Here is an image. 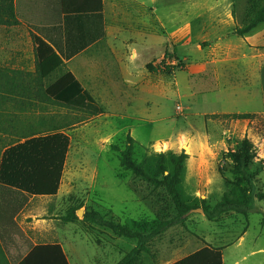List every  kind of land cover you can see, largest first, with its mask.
Wrapping results in <instances>:
<instances>
[{
	"label": "rangeland",
	"instance_id": "374dc122",
	"mask_svg": "<svg viewBox=\"0 0 264 264\" xmlns=\"http://www.w3.org/2000/svg\"><path fill=\"white\" fill-rule=\"evenodd\" d=\"M261 1L107 0V35L101 57L89 67L111 69L108 87L97 76L81 79L103 112L47 106L16 119L20 131L66 126L69 137L57 194L34 198L18 217L34 242L60 241L69 264H170L201 248L200 240L221 249L222 264H264V199L252 197L247 216L227 212L214 221L194 208L136 256V239L83 221L85 211H94L143 234L158 223L136 197L131 172L121 167L128 138L133 159L151 176L159 154L188 155L178 193L195 207L202 199L210 207L220 200L226 181L234 179L227 170L219 174L221 156L247 138L256 150L251 192H264V93L254 52L234 34ZM165 53L175 56L165 64L178 66L170 77L150 76L146 65ZM166 166L172 171L168 157ZM24 253L6 250L10 264ZM0 264H8L1 250Z\"/></svg>",
	"mask_w": 264,
	"mask_h": 264
},
{
	"label": "trees",
	"instance_id": "16d2710c",
	"mask_svg": "<svg viewBox=\"0 0 264 264\" xmlns=\"http://www.w3.org/2000/svg\"><path fill=\"white\" fill-rule=\"evenodd\" d=\"M13 12V0H0V25L14 24ZM259 23H264V0L251 12L245 24L235 28L234 34L242 37ZM32 41L34 72L0 68V250L8 264L2 243L9 241L13 234L21 236L22 232L13 219L22 206L21 201L28 197L57 194L69 149V137L62 130L66 126L52 127L45 131H20L15 125L16 119L36 108L46 110L47 106L91 115L103 112L96 99L65 69L64 59L38 37L32 35ZM166 60L172 63L175 56L165 53L158 63H148L146 71L150 76L163 74L170 77L172 69L178 65H166ZM41 66L46 68L47 73H42ZM250 116L232 115L235 119ZM127 140L121 152V167L131 172L136 197L149 206L158 223L151 231L143 234L108 221L94 211H85L83 221L107 228L114 236L136 239L137 246L131 252L132 255L146 251V244L151 239L182 222L184 216L194 208H200L206 220L214 221L227 212L247 216L251 210L252 197L258 201L264 199V192H251V165L256 150L247 138L238 140L234 149L222 154L218 172L224 177L227 170L234 179L226 181L229 188L212 207L204 199L195 207L180 198L178 186L188 158L184 151L179 154H159L154 163L156 174L151 176L144 170L143 163L133 159V141L131 138ZM166 157L172 171L167 169ZM200 242L201 248L170 264H222L221 249L203 240ZM13 264L69 262L60 244L52 242L31 246Z\"/></svg>",
	"mask_w": 264,
	"mask_h": 264
},
{
	"label": "crops",
	"instance_id": "0c3cea01",
	"mask_svg": "<svg viewBox=\"0 0 264 264\" xmlns=\"http://www.w3.org/2000/svg\"><path fill=\"white\" fill-rule=\"evenodd\" d=\"M13 11L16 22L0 25V68L34 72V35L64 59L65 68L92 96L81 79L89 82L97 76L96 82L107 89L106 76L111 69L101 67L94 71L89 67L101 57L99 49L107 35V0H13ZM239 38L255 54L252 57L258 62L257 79L264 93V23ZM101 76L105 79L101 80ZM36 197L52 196L21 201L22 206L13 219L22 233L20 237L13 234L9 241L2 243L5 250L21 252L37 244L18 221L20 213ZM55 243L63 249L60 241Z\"/></svg>",
	"mask_w": 264,
	"mask_h": 264
}]
</instances>
